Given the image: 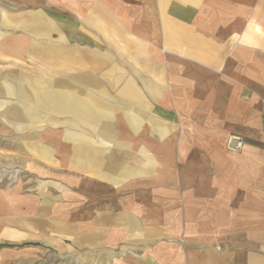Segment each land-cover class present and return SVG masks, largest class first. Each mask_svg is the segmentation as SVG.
<instances>
[{"label": "crops", "instance_id": "obj_1", "mask_svg": "<svg viewBox=\"0 0 264 264\" xmlns=\"http://www.w3.org/2000/svg\"><path fill=\"white\" fill-rule=\"evenodd\" d=\"M258 27L264 0H0V106H36L1 127L52 123L18 134L0 264H264Z\"/></svg>", "mask_w": 264, "mask_h": 264}, {"label": "rangeland", "instance_id": "obj_2", "mask_svg": "<svg viewBox=\"0 0 264 264\" xmlns=\"http://www.w3.org/2000/svg\"><path fill=\"white\" fill-rule=\"evenodd\" d=\"M258 33L264 37V30L261 27L257 28ZM261 29L263 32H259ZM12 102L15 101V94L19 95V91L12 90ZM29 101V100H28ZM15 109H22L23 112L28 113V119L32 118L36 115V106H0V116L6 110L7 112ZM40 110H45L47 112H52L51 106L39 107ZM21 112V111H20ZM32 116V117H30ZM26 117V116H25ZM32 124V126H31ZM47 123H43L42 121H14L13 123H7L8 128L4 133L3 127L1 125H5V122H0V187L13 188L16 185L20 184V182L25 178V165L21 163V154L20 147L24 145H30L29 138L20 137V131L25 130L26 128H42L46 126ZM52 124V123H51ZM48 123L47 125H51ZM28 126V127H27ZM30 264H109L107 259L100 256L94 255H58L56 253H44L43 257L38 260L33 259V262Z\"/></svg>", "mask_w": 264, "mask_h": 264}, {"label": "built area", "instance_id": "obj_3", "mask_svg": "<svg viewBox=\"0 0 264 264\" xmlns=\"http://www.w3.org/2000/svg\"><path fill=\"white\" fill-rule=\"evenodd\" d=\"M229 146L235 149H239L242 147V142L238 138L233 137L229 141Z\"/></svg>", "mask_w": 264, "mask_h": 264}]
</instances>
